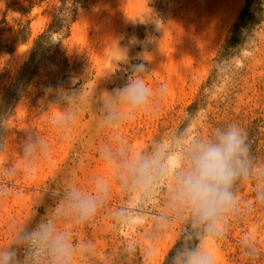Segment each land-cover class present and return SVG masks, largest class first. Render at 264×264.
I'll return each instance as SVG.
<instances>
[{
  "label": "rangeland",
  "instance_id": "1",
  "mask_svg": "<svg viewBox=\"0 0 264 264\" xmlns=\"http://www.w3.org/2000/svg\"><path fill=\"white\" fill-rule=\"evenodd\" d=\"M210 1L201 20L192 14L195 0H0V248L11 245L17 229L51 216L65 187L90 190L91 177L109 175L99 149L113 136L135 152L156 143L174 148L168 162L176 168L178 132L207 136L236 123L264 164V0H236L214 28L207 20ZM158 18L163 32L152 23ZM150 35L160 39L159 48L143 45ZM173 47L187 56L168 67L167 76L164 56ZM145 52L149 86L164 95L118 130H101L97 106L104 92L123 86ZM73 91L77 98L64 104L60 93ZM66 111L77 119L60 130L54 121ZM35 130L51 151L29 165L19 144ZM165 194L164 186L150 194L117 188L93 220L62 225L75 243L93 245L79 264H155L156 257L165 264L184 227L163 220ZM238 196L241 216L223 238L204 241L216 249L218 264H247L244 236L264 248V206L256 204L254 185Z\"/></svg>",
  "mask_w": 264,
  "mask_h": 264
},
{
  "label": "clouds",
  "instance_id": "2",
  "mask_svg": "<svg viewBox=\"0 0 264 264\" xmlns=\"http://www.w3.org/2000/svg\"><path fill=\"white\" fill-rule=\"evenodd\" d=\"M153 21L155 30L163 32L165 23ZM160 40V39H159ZM154 36L146 37L145 47L156 44ZM130 66L127 82L113 88L97 106L98 126L113 132L138 113L154 106L164 95L163 88L150 87L151 72L143 61ZM78 92H61L64 104H71ZM75 112H64L54 121L60 130L73 127ZM180 143V165L172 168L168 157L174 148L162 150L156 143L144 152H135L122 138L113 136L99 149V156L109 175L90 178V190L73 184L58 195V206L47 218L37 220L14 233L11 245L0 248V264H79L93 251L91 242L77 244L62 225L81 226L93 220L111 201L117 188L121 192L150 194L161 186L166 189L163 215L166 223L184 225L177 243L165 264H217L215 254L205 246L206 240L224 237L230 221L242 214L238 193L254 185L256 204L264 206V164L252 154L246 131L236 123L216 127L207 136L189 137L183 131ZM25 161L31 165L50 154V145L38 130L28 131L19 144ZM170 185V187H169ZM241 255L247 264H264V248L250 237L240 240ZM159 264V258H155Z\"/></svg>",
  "mask_w": 264,
  "mask_h": 264
},
{
  "label": "bare ground",
  "instance_id": "3",
  "mask_svg": "<svg viewBox=\"0 0 264 264\" xmlns=\"http://www.w3.org/2000/svg\"><path fill=\"white\" fill-rule=\"evenodd\" d=\"M130 1L131 0H122V5H124V4L126 5L127 3L129 4ZM209 1L210 0H195V7L192 10V14L195 16V18H199L201 16L202 18L200 17L199 19H201V20L202 19H205L206 16L203 17V12H204V9L203 8H204V6L206 7V4L205 3L206 2H209ZM235 1L236 0H213L212 3L210 1V3L212 4V7H211V10L209 12V15H210L209 16V19H207L209 21L210 26H212L214 28L222 19L227 18L228 15H229V13L232 11V9L234 7ZM103 21H105V20L102 19V21H100V22L103 23ZM100 25H101V23H100ZM80 27H78V28H80ZM82 29H83V27L81 29H79L78 31H83ZM95 32H96V30H95ZM82 33H81V35H82ZM75 35H77V34H75ZM83 35H85V33H83ZM83 35H82V37H83ZM78 36H79V34H78ZM79 38H80V36H79ZM79 38H77V39L79 40ZM86 39L87 38H83V40H86ZM179 47H180V45H179ZM168 49H170V48H168ZM178 49L179 48H176V50H175V48L173 47L172 50H168V51H171L172 53H173V51L174 52H177L176 56L179 57V58L173 59L174 56H173L172 53H170V55L167 54V55L164 56V58L165 57L166 58H165V62H164V66L163 67H166L165 68V71L167 73V76L170 75V73H171V71L169 69H167L168 67L174 66L175 63H177V61H179V60H183L184 63H185V56H187V53L186 52H183V48L182 49L180 48L179 49L180 51ZM209 248L215 254L216 259H217V262H219L220 257H219V254L216 252V249H214V247H209Z\"/></svg>",
  "mask_w": 264,
  "mask_h": 264
}]
</instances>
